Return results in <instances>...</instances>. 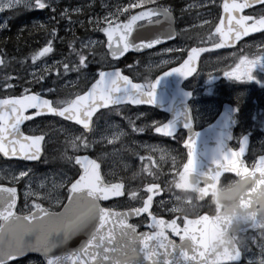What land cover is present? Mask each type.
Here are the masks:
<instances>
[{"label": "snow or ice", "instance_id": "6c2138e0", "mask_svg": "<svg viewBox=\"0 0 264 264\" xmlns=\"http://www.w3.org/2000/svg\"><path fill=\"white\" fill-rule=\"evenodd\" d=\"M139 3H150V0H134V2L130 0L129 3L118 6L114 12H109L107 16L95 21L89 17V24L94 23L96 30L102 32L106 40L81 41L79 49L74 47L72 40H69L68 48L71 54H74L75 60L70 63L53 61L42 71L34 70L29 74V82L43 80L49 72L58 75L76 72L79 75L87 64L86 56L81 50L96 55L93 45L97 43L107 50L100 54L101 57H112L113 60L129 49L158 44L161 37L147 42L141 40L139 43L132 42L128 37L132 32L133 23L137 20H146L157 14L170 19L168 7L162 5L148 7L128 15L122 23L118 20L123 9H131ZM252 4L264 5V0H225L220 19L222 22L226 14L229 23L226 27L216 23L214 29L219 34L220 44L235 43L250 32L264 29V14L238 15L241 9L249 8ZM21 5L29 9L53 7L51 0H7L0 4V9H11ZM72 11L79 14L80 9L74 8ZM261 13H264V8H261ZM59 15L64 18L69 15V12L64 9ZM101 21H103L102 26ZM80 23L83 26V21ZM4 26L0 25V27ZM35 26L50 33L51 38L30 54L34 64L53 51V38L57 35L55 26L49 29L47 25L39 22H36ZM208 35L211 36L212 32ZM168 38L167 34L163 36V39ZM220 44L213 42L211 47L217 48ZM2 51L0 49V52ZM169 51L173 50L162 49V52ZM202 51H204L203 48L192 47L188 50L187 58L183 59L182 63L178 62V67L161 72L154 80L146 77L142 83L132 82L128 76L122 75L119 68L112 67L108 70L97 69L86 91L67 98L57 97L49 100L27 88L19 95H4L0 98V154L6 157L20 156L27 160H33L39 156L43 136L25 135L20 130V124L32 116L49 113L62 117L66 121H74L87 133L93 127V114L97 112V109L119 105L125 101L133 105H152L160 76L169 73H179L183 77L190 76L193 72V62ZM259 51L260 55L253 53L251 58L243 54L239 55L234 65L230 64L227 70L222 68L220 71L225 77L236 80L253 79L251 75L253 67L258 63H264V43L259 45ZM3 63V59H0V65ZM165 63L167 61H161V64ZM9 79L10 77L5 75L4 79L0 80V87L11 88ZM43 91L52 90L44 88ZM25 109H33V111L25 114ZM96 118L98 119L99 116ZM129 124L133 132H143L151 127L153 132L162 133L168 137L175 133L174 121L152 120L150 124L141 123L140 125H134L129 121ZM184 127H189V123L186 122ZM122 133L123 130L114 132L111 137H102V140L111 145ZM238 143L239 147L235 150L231 147L218 149V154L212 158L211 163L199 171L194 167L195 134L183 140V145L187 149V159L182 166H178L176 158L170 156L166 150L152 147V152L160 153V161L170 160L173 179L166 181L165 187L162 188L156 182L159 177L152 171V167L158 169L159 165L154 164L150 167L144 164L133 173V177L146 174L153 181L143 184L145 192L139 197L142 203L136 207L118 211L113 207H102L100 201L108 200L110 197H121L125 186L118 178L114 181L105 179L100 163L87 155L69 156L68 160L71 162L74 159L75 164L79 166L77 172L72 177L65 175L61 182L52 183L50 187H46L41 182L40 186L46 187V191L32 190L28 187L29 181L25 180V203L20 211H14L19 208L17 189L0 184V264H9L10 261L15 264L16 258L28 252L38 253L40 259L29 258L24 264H68L69 261L72 264H223V262L237 260L245 250V246L242 247L238 243L229 246L223 243L222 238L228 221L219 215L218 206L213 207L208 198L215 189L217 180L222 178L224 173L250 178L252 183L248 189L249 195L240 200L242 207H247L251 194L264 186V155L254 161L255 166H246L241 159L247 144L246 138L241 137ZM67 145L73 150H87L92 146L83 135L73 136L67 140ZM144 147L147 151L150 146L144 145ZM147 158L152 159L151 156ZM140 160H145V157L141 156ZM193 175L203 178L198 185L190 183V177ZM24 177L25 173L21 170L9 179L15 183ZM169 183L173 184L175 189L189 191L191 196L187 202L193 203L195 209L199 208L205 214H200V211L195 214L194 211L180 214L176 210L175 203L168 208L166 202L154 201L153 197L161 191H166ZM60 188L64 189L63 194L58 191ZM127 196L131 200L138 199L136 190L127 189ZM29 198H31L30 202ZM154 203L157 207L163 205V210L170 214L171 219H165L159 213L150 210V206ZM204 203L211 207L210 213L201 207ZM57 208L59 211H56ZM141 214H147L148 231L138 232L137 225L128 222L129 217L141 216ZM177 217L182 219L183 227L179 226ZM169 232L179 237V243L170 238ZM52 234L59 236L58 242L54 245L48 242V237ZM77 234H83L86 237L78 247L70 253L53 254V249L62 247L66 241ZM250 244L256 246L257 253L249 264H264V241L255 238L254 227L247 240V246ZM176 252L179 255L173 256Z\"/></svg>", "mask_w": 264, "mask_h": 264}, {"label": "rangeland", "instance_id": "374dc122", "mask_svg": "<svg viewBox=\"0 0 264 264\" xmlns=\"http://www.w3.org/2000/svg\"><path fill=\"white\" fill-rule=\"evenodd\" d=\"M119 1L121 0H51L53 7L49 9H51V12H56L54 22L57 25V35L55 38H53V51L48 53L47 56L40 58V60L35 62V64L29 56L16 59L18 61L16 62L18 65L14 64L15 69H17V72H15V70H9L7 65V63L14 59L15 56L10 54L7 55L5 49L0 48L3 50L0 52V55L5 59L3 65H0V80H3L5 75H7L10 77L8 82L12 85V87L9 89L0 87V93H11L17 88L22 90L25 88L29 90L36 88L41 90L42 94L49 95L55 93L57 95L56 98H64L67 95L72 96L81 89H84L86 86H88L96 74V72L91 70H83V72L79 75L76 72H68L64 75H58L57 73L49 72V74L45 76L43 80L33 82H29V74L33 73L34 70L42 71L46 65H51L53 61L70 63L75 60V56L71 54V52L67 50H61L60 46L63 44V41L67 38V36L69 37L70 35L75 34V31L81 25L80 21H83V27H81L87 33L86 36L80 35L81 37L84 36L80 40V43L81 41H88L90 39L97 42L104 41L103 37L98 33V30H96L95 24H89V17L95 21L98 19L96 15L99 13H102L100 14L102 17L107 16L108 12L105 14L104 8H108L109 4H116ZM5 2H7V0H0V4ZM205 4H209V2ZM196 5L197 4H195V1H193L191 4H185L184 7L185 10L189 11L193 7H196ZM198 6H200L199 3ZM74 8L80 9L79 14L72 11ZM49 9L46 10V14H48ZM64 9L68 10L69 15L61 18L59 13ZM4 10L6 9H0V11ZM40 11H42V9H40ZM70 13H74L75 16ZM69 21L73 22L70 23ZM43 39L44 37H41L39 39V44L35 45V43L32 46L31 52L43 46L45 43L41 42ZM6 43H8V41ZM188 46L189 45L186 43V39H182L179 42L167 47V49H171L173 51L162 52L161 49L156 52L146 53L137 58L136 62L129 67V71L136 77L148 78L168 65L179 61L181 53L184 51V49L186 50ZM93 48L97 53L95 57L99 59L101 66H113V62L109 60V57H101L100 54L106 52L102 45L97 43L96 45H93ZM225 58V56L210 58L209 61L211 62V66L215 65V67L211 68L206 62V67L204 71H202V73L197 77V81H200L201 78L209 72L211 73L213 71L220 70V68H217V66L224 65ZM162 60L167 61V63L161 64ZM86 67L88 68L87 64ZM84 73H86V75ZM44 88H48L52 91L44 92ZM247 94L249 95V91H238L233 95H227V97L240 99L247 96ZM222 96L224 97L226 95L218 85L206 87L198 92L195 99V113L197 118L200 120H205L206 118L215 115L218 112L220 106L219 98ZM140 113H143L144 115L141 116L139 115ZM152 120L160 122L162 117L157 115L152 110H149L147 107L125 108V106H119L112 110H107L101 113L99 118H96L93 131L88 137H86L83 132L74 126L59 124L54 121L56 124L51 126L54 128V134L46 145V154L44 155L43 160L39 163L42 168L38 169L34 167V165L25 163L2 164L0 165V178L12 182L9 177L16 176L22 170L25 173V177L18 179L17 181L23 183L24 190V181L27 180L29 181V188L34 191L43 192L46 191V187H50L52 183L61 182L65 175L72 177L74 173L77 172L78 169L74 166L73 162L68 160L69 156H72L74 153L80 151H88L101 161L104 175L108 178V180L114 181L118 178L127 183V189L137 191L138 199L131 200L128 198V196H126L125 199L112 203V206L122 208L138 206L140 203H142L139 197L145 192V190L142 188L143 181L141 180V176L143 174L133 177V173L139 168H142L144 164H148L150 167L154 164L159 165L158 169L156 167H152V169H157L159 171L160 177L164 184L166 181H171L173 179V173L170 171V160L160 161V153L152 152V147H158L160 149L166 150L170 156L176 158L178 166H182L184 163L182 158L183 152L177 150V146L179 145V147H181L183 144V139L181 137L174 138V140H172V144L167 145L163 144L162 141L157 140L152 136V132H149L151 127L146 128L143 132H133L132 127L129 124V121H131L134 125H140L141 123L150 124ZM121 130H123V133L113 144L109 145L106 141L102 140V137H111L112 133L120 132ZM76 135H83L85 139L91 142L92 146L87 150H73L67 145V140ZM258 143L259 142L257 141L256 145H258ZM144 145L150 146L147 151L145 150ZM141 156H144L145 160L141 161ZM149 156H151L152 159H148L147 157ZM41 182H43L46 187H41ZM172 185L173 184L169 183L167 185V189H169V187ZM172 189L173 188L171 187V190H168V194L174 196L176 194L172 191ZM58 191L61 194L64 193L63 188L58 189ZM30 201L31 198H29V202ZM24 203L25 198L23 192V201L20 204V209L23 208ZM44 203L46 205L47 202L45 201ZM29 258L37 260L40 259L36 256H30L15 264H24V262Z\"/></svg>", "mask_w": 264, "mask_h": 264}, {"label": "flooded vegetation", "instance_id": "af4514ba", "mask_svg": "<svg viewBox=\"0 0 264 264\" xmlns=\"http://www.w3.org/2000/svg\"><path fill=\"white\" fill-rule=\"evenodd\" d=\"M193 1H195V4H197L196 7H193L189 11L185 10L184 5L191 4ZM152 2H160L156 3V5L159 6H165L163 4L170 2L174 6V8L171 9L173 10L176 20L175 33L177 37L173 42L169 43V45H173L174 43H177L182 39H186V43L189 46L186 50L184 49V51L181 53V57H183V59L186 57L188 50L193 46L211 45L213 42H219V34L215 33L214 29L215 24L219 23V21L221 20L220 17L223 12L222 5L224 4V0H150V3ZM207 2H209V4H205ZM198 3L201 7L198 6ZM16 8H19L20 10L19 18L20 16H22L27 19L28 25L32 27H36V22H39L47 25L49 29L52 26H55L57 28V25L54 22L56 12H51V9L49 8L48 14H46V10H48L47 8L42 9V11H40V9H29L24 8L22 6ZM261 8H264V5L254 4L252 7L241 9L238 15L251 16L253 14H264L261 13ZM7 10L8 9H6L5 12L0 11V25H5L4 27H0V37L6 36L7 39H10L9 34L12 33L10 23L13 19V16H9ZM159 18L160 17L152 18L149 20V22H154ZM21 20L22 19L18 20V22L15 21V26H17V28L22 25V22H20ZM3 31H5V33H3ZM209 32H212L211 36L208 35ZM41 37H44L41 42H46L47 39L51 38L50 33L44 31L43 35L35 36L31 38L30 41L39 42V39ZM261 43H264V30H257V32H253L245 36L242 40L238 42L236 46L229 47L223 50H214L205 53L201 59L199 75L202 73V71H204L206 67V62L211 68L215 67V65L211 66V62L209 61V59L212 57L225 56L226 58L224 65L217 66V68H223L227 70V66L230 64L234 65V61L237 60L239 55L241 54L247 56L248 58H251L253 53H255L256 55H260L259 45ZM251 75L254 77L251 80H236L230 77H225L222 74V71L216 70L204 75V77H202L200 81H197L192 78L186 82L187 87L196 89V92L199 89H204L212 85H218L225 92L226 97L227 95H233L238 91H249V95L247 94V96H245L244 98H229V100L235 104L236 111L239 114L238 116L234 117V140L232 141L231 145L234 149H237L239 147V139L245 134L250 135L252 142L249 152L245 156V162L250 167L254 166V161L259 156L264 155V63H258L257 65H255L253 67ZM19 91L20 89L17 88L11 93H0V98H2L4 95L18 94L17 92ZM226 99H228V97ZM166 118L167 117H163L162 121L166 120ZM213 120L214 118L212 120L201 121L199 123L200 125H198V128H200L202 125L204 126L206 124H209ZM54 121L59 124H67V122H64L59 118L45 116L38 117L28 122L24 127L25 132L29 134L43 133L46 135L44 154H46V145L54 134V128L51 127L56 124ZM181 134H184V132L182 131ZM155 139L162 141L163 144L165 143L164 140H171V138L159 136H155ZM257 141L259 142L258 145H256ZM8 163L22 164L23 162L7 161L0 157V165ZM33 165L38 169L42 168L39 163ZM230 176L234 175L226 174L223 176V178L227 179ZM0 182L18 186L20 190L21 201H23L24 185L22 182L16 181L15 183H13L3 180L1 178ZM161 184L162 188H164V182H161ZM172 188V191L176 195L180 194V192L176 191L174 187ZM173 197L174 196L168 194L167 189L166 191H163V195L158 197L155 201H164L166 202V206L168 208H171L172 204L175 203ZM201 207L206 209L207 212H211V207L208 204H201ZM151 210L153 212L159 213L165 219H171L170 214L167 211L163 210V206L157 207L156 203H154L151 207ZM197 211H200V209H195L194 214ZM200 214L205 213L200 211ZM177 219L179 221V226L183 227L182 219L179 217H177ZM249 231L251 232L252 230ZM169 236L172 240L179 243V237L172 235L170 232ZM256 253L257 249L255 245L250 244L249 246H247L246 244L245 250L242 252L241 256L237 260L233 262H223V264H249V261L256 255Z\"/></svg>", "mask_w": 264, "mask_h": 264}, {"label": "water", "instance_id": "95a60500", "mask_svg": "<svg viewBox=\"0 0 264 264\" xmlns=\"http://www.w3.org/2000/svg\"><path fill=\"white\" fill-rule=\"evenodd\" d=\"M224 3H225V1H224ZM253 5L254 4H252L250 7H252ZM145 8H148V7H145ZM145 8H142L136 12L143 11ZM136 12H134L133 14H135ZM170 14H171L170 19L162 17L160 20L155 21V22H148L147 20L149 18L146 20L140 19V20L135 21L132 25V32L129 34V37H128L132 42L139 43V41H141V40L147 42L148 40L154 39L156 37H161V40L158 44L153 45L151 47H145V48H139V49H129L122 56L116 58L115 61L121 60L128 53L143 54L145 52H148V50H151L157 46H160V45L166 44L167 42L172 41L176 37V35H175V32L173 34L174 23H175L174 22V16L171 12H170ZM157 15H154V16H157ZM154 16H152V17H154ZM219 23H221L222 27H226L228 25L229 22L226 19V14H225V19L222 22L220 20ZM257 30H262V29H257ZM255 32H257V31H255ZM100 33L103 34L102 32H100ZM251 33H253V32H250L248 34H251ZM165 34H167L169 36L168 39H163V36ZM105 40H106V37H105ZM237 42H238V40L235 43L220 44V42H219L217 44H220V46L217 48H213V47H211V45L203 46V47H197V48H203L204 51L199 52L197 57H196V60L193 62L194 67H193L192 74L188 77H183L179 73H169L168 75L160 76V79L157 82V86H156L155 93H154V95H155L154 103L152 105H146V104L133 105V104L125 101L119 105H109L107 108L126 105V104H129L131 106L144 105V106H151V107H154L160 111L166 112L169 115V119L166 122L174 121V123H175V133L173 134V136L176 135L180 129L186 130V132H187L186 138H189L190 136L195 134L194 167L198 171L203 170L205 167H207L211 163L212 158L218 154V152H217L218 149L223 150L225 148L231 147L230 141L233 138V110H234V107L230 103H227V102L224 103L219 116L217 117V119L212 124H210L209 126L203 128L201 130H196L194 128V118H193L192 108H191L190 103H189V101L193 97V92L191 90L185 89L183 86V83L185 82V80H187L190 77H193L197 73V71L199 69L200 58L205 52L231 47V46L235 45ZM109 58L111 60H113L112 57H109ZM186 58H187V56H186ZM178 66H179V64L174 66V67H178ZM116 68H119L121 70L122 75L128 76L129 79L132 80V82L142 83V81L133 80V78L130 75H128L122 71L121 67H116ZM105 70H108V69H105ZM166 71H168V70H166ZM44 98H46V97H44ZM46 99H48V98H46ZM103 109H106V108L97 109V112L93 114V119H94L95 115ZM29 110H32V109H25V114ZM46 114H49V113H44L41 115H46ZM49 115H52V114H49ZM34 117H36V116H32L29 120L33 119ZM29 120H24L20 124V130L23 133H24L23 125ZM70 122L75 123L74 121H70ZM186 122L189 123V127H187V128L184 127V124ZM91 130L89 132H91ZM89 132H87V133H89ZM24 134L28 135L26 133H24ZM157 134L163 135L162 133H157ZM244 138H246L247 144L245 147V152L241 156L242 160H243V157L247 154L248 148H249V138L248 137H244ZM43 139H44V136H43ZM43 139L41 141V152L36 159L27 160V159H24L23 157H20V156H15V157L7 156L6 157L3 154L2 155L8 159H23L25 161L40 160L42 155H43V149H42ZM186 151H187V149H186ZM76 155H80V156L87 155L90 158H94L90 154H87V153H79ZM98 163H100V162L98 161ZM74 164H75V161H74ZM100 165H101V163H100ZM77 167L79 168L78 165H77ZM101 172H102V165H101ZM102 175H103V172H102ZM122 183L125 186V183L124 182H122ZM2 185H6V184H2ZM6 186H9V185H6ZM9 187H15L17 189V204H19L18 188L16 186H9ZM125 194H126V191L124 190L121 197H110L108 200L100 201V204L102 207H105L102 204L103 202L110 201L113 199L122 198L125 196ZM159 194H161V192ZM151 207H152V205L150 206V210H151ZM114 210H116V209H114ZM14 211H17V208L14 209ZM57 211H59V210H57ZM143 215L144 214H141V216H143ZM141 216H131L128 218V222L134 224L133 220H135ZM146 224H145L146 229H143V230H140L139 226L137 225V231L138 232L148 231ZM85 238L86 237L83 234H77V235L73 236L72 238H70L68 241H66V243L62 247L53 249V254L62 255L64 253H70L73 249L78 247L80 242ZM30 254L39 255L38 253L28 252V253H25L24 256L16 258V260L23 258V257L30 255ZM178 255H179L178 252L173 253V256H178ZM68 264H72V262L69 261Z\"/></svg>", "mask_w": 264, "mask_h": 264}, {"label": "clouds", "instance_id": "9594fccd", "mask_svg": "<svg viewBox=\"0 0 264 264\" xmlns=\"http://www.w3.org/2000/svg\"><path fill=\"white\" fill-rule=\"evenodd\" d=\"M203 178L198 175L190 177V183L198 185ZM251 180L246 176H230L227 179L219 178L216 187L209 196V203L219 208V215L226 218L228 226L223 234V243L231 246L238 243L245 246L253 227L255 238L264 241V186L252 193L247 207L240 205L242 197L248 196ZM169 187V191L171 190ZM175 188V187H174ZM191 193L181 190L180 194L174 195L176 210L180 214L194 211L195 205L187 202ZM59 236L52 234L48 237L50 245L58 242Z\"/></svg>", "mask_w": 264, "mask_h": 264}, {"label": "trees", "instance_id": "16d2710c", "mask_svg": "<svg viewBox=\"0 0 264 264\" xmlns=\"http://www.w3.org/2000/svg\"><path fill=\"white\" fill-rule=\"evenodd\" d=\"M130 0L128 1H122L118 4H116L115 6H108V8H104L105 10L109 12H114L115 9L118 6H122L123 4H127L129 3ZM132 2H134V0H132ZM148 3H139L136 7H133L131 9H123L121 11V13L119 14L118 19H123L125 18L127 15H129L130 13H132L133 11H135L138 8L144 7L146 6ZM19 9H14L11 10V13L13 14V19L11 20L10 23V27L12 28V33L9 34V38L7 39L6 36L4 37H0V48H4L8 54L15 56L16 59H19L20 57H23L25 55H29L32 53V46L36 43V42H32L30 41L31 38L35 37V36H41L43 34V30H40L37 27H32L30 25H28L27 19H25L24 17L20 16L19 18ZM102 13H99L96 15L97 18L102 17V15H100ZM100 15V16H99ZM91 16V15H89ZM99 16V17H98ZM22 19L20 22H22V25L19 26L17 28V26H15V21L18 22V20ZM101 23H103V21H101ZM86 26V25H85ZM83 27V26H82ZM81 25L79 26V28L75 31L74 35H70L69 37L67 36V43L69 42V40H72L74 43V47L79 49V44H78V40L75 39L76 37H80V35H84L86 32L82 29ZM1 31V28H0ZM3 33H5V31H3ZM8 43H6L7 41ZM38 44V43H36ZM61 49L66 50L69 49L68 48V44L66 45H61L60 46ZM86 57L90 58V54L86 51V50H81ZM30 52V53H29ZM135 55H127L124 59H122L121 65L124 67V71L127 72L126 66L130 63H132V61L134 60ZM16 59H13L12 61L9 62L8 64V69H12V71L15 70V62H18ZM97 68V67H96ZM95 70V69H93ZM142 79V78H141ZM156 173V175L159 177L158 180H160V175L156 170H152ZM141 179L143 181H148V180H152L151 177L146 176V174L142 175Z\"/></svg>", "mask_w": 264, "mask_h": 264}, {"label": "bare ground", "instance_id": "6f19581e", "mask_svg": "<svg viewBox=\"0 0 264 264\" xmlns=\"http://www.w3.org/2000/svg\"><path fill=\"white\" fill-rule=\"evenodd\" d=\"M36 43H38V44H39V42H36ZM35 45H37V44H35Z\"/></svg>", "mask_w": 264, "mask_h": 264}]
</instances>
